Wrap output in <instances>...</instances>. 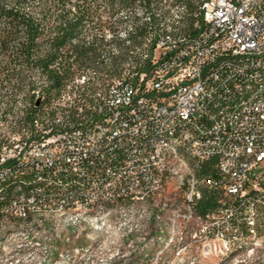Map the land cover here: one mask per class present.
<instances>
[{"label": "built area", "instance_id": "built-area-1", "mask_svg": "<svg viewBox=\"0 0 264 264\" xmlns=\"http://www.w3.org/2000/svg\"><path fill=\"white\" fill-rule=\"evenodd\" d=\"M113 1L130 8L149 4L161 13L170 8L163 19L183 23L182 34L163 31L164 39L148 40L138 64L125 63L120 78H111L110 69L75 66L79 74L53 103L58 111L46 127L39 117L27 119L21 112L1 118L0 112V193L6 184L26 185L23 196L14 191L7 204H0V235L36 228L42 219V211L32 213L36 203H44V210L77 204L97 211L98 197L108 196L110 208L128 210L139 207L138 195L151 190L155 214L144 239L151 242V226L162 224L164 205L184 196L178 206L181 245L190 236L204 253L228 254L236 250L242 225L255 229L258 245L264 238V112H257L256 102L264 101V94H252L244 109L236 108V100L241 88L264 79V0H209L207 5L199 0H69L66 7L70 17L77 5L88 7V34L109 45L118 29ZM184 8H191V16H184ZM145 17L153 29L149 13ZM126 77H134V84H126ZM180 118L193 119V127L170 136L172 122ZM8 125H17L14 138H7ZM225 125H233V135H223ZM196 135H204V142H196ZM182 137H190L209 158L201 170L212 173L207 197L213 194L219 205L202 214V234L187 232V212L203 201L187 193V164L177 169L165 158L148 159L152 147ZM84 147H92V154H84ZM29 161L39 166L58 161V169L24 171ZM5 163H14V170L3 171ZM145 166L155 169L157 184L145 181ZM31 178L58 181L59 189H28ZM142 217L131 223L139 225Z\"/></svg>", "mask_w": 264, "mask_h": 264}, {"label": "trees", "instance_id": "trees-1", "mask_svg": "<svg viewBox=\"0 0 264 264\" xmlns=\"http://www.w3.org/2000/svg\"><path fill=\"white\" fill-rule=\"evenodd\" d=\"M68 1L0 0V112H23L25 118L39 117L43 125L48 126V119L58 111L53 103L79 74L78 69L97 62L95 49L106 44L104 38L97 34H81L88 28L86 18L92 17L90 10L87 6L82 10L77 5V11L70 17L66 7ZM28 7L30 10H26ZM89 35L91 41L87 40ZM114 43L120 45L117 40ZM78 91L85 94L81 88ZM19 99L24 103L23 108H16ZM68 110L74 113L76 109ZM46 184V180L41 181L39 188L58 190L56 186L46 187ZM202 200L196 210L201 217L219 207L213 194ZM109 204L97 202V211L77 204H70L67 209L98 216L102 213L99 209ZM43 210L42 206L36 212L42 211V219L37 220L36 228L41 227L40 222L47 216L58 214ZM91 226L96 231L105 229V226L101 229Z\"/></svg>", "mask_w": 264, "mask_h": 264}, {"label": "rangeland", "instance_id": "rangeland-1", "mask_svg": "<svg viewBox=\"0 0 264 264\" xmlns=\"http://www.w3.org/2000/svg\"><path fill=\"white\" fill-rule=\"evenodd\" d=\"M183 200L184 196H175L167 202L161 212L162 224L151 226V242L144 239L155 214L150 201L138 200L139 207L128 210L110 208V204L100 208L105 222L102 231L93 230L86 220L75 224L66 216H47L41 227L0 235V264H264V241L228 254L219 249L204 253L190 236L181 245L179 224L172 220ZM137 216H145L139 225L130 220ZM187 232L202 234L195 224Z\"/></svg>", "mask_w": 264, "mask_h": 264}, {"label": "bare ground", "instance_id": "bare-ground-1", "mask_svg": "<svg viewBox=\"0 0 264 264\" xmlns=\"http://www.w3.org/2000/svg\"><path fill=\"white\" fill-rule=\"evenodd\" d=\"M54 1V0H53ZM209 0H199V5H207ZM113 9H115L116 17V38L120 45L112 43L98 47L97 62L90 65L93 70H101V72H109L111 78H120L123 75V67L135 66L138 59L142 57V51L146 50L149 41L156 39H164V32L167 35L182 34L183 23H175V21H164L162 15H170V8H162V13L158 10H150L149 4L125 6L120 1H113ZM145 13H149L150 24L153 29H148L147 17ZM184 16H191V8H184ZM87 28L81 34H88ZM91 41V40H88ZM122 43V44H121ZM126 84H134V77H126ZM252 94H264V79L254 85H245L241 88V97H237L236 108L244 109L245 105H251ZM22 107V99L17 101L16 108ZM257 112H264V101L256 102ZM1 118H11V113L1 112ZM193 127V119L180 118L179 121H173L170 128V136H179L185 128ZM3 133V125L0 124V134ZM17 135V125H8L7 138H14ZM223 135H233V125H225L223 127ZM196 142H204V135H196ZM84 154H92V147H84ZM177 165V169H184V163L187 164V193L197 196L198 200H202L207 196V191H213L212 173L208 170H201V165H209V158L203 155V150L195 148L190 137H182L181 140L164 141V147H152V152H148V159H163ZM36 169V174H48L52 169H58V161H46L40 164L39 161H29L24 164V171H32ZM14 163L3 164V171H13ZM145 181L149 184H157V172L152 166H145ZM46 180L47 186L53 185L59 189L58 181H48V179L31 178L28 181V189H40L39 183ZM44 187V186H43ZM23 196L26 193V185L6 184L1 189L0 204H7V196ZM140 201H151V190H144L138 195ZM97 202L110 203L108 196L98 197ZM184 204V200L182 205ZM70 205V204H69ZM199 204L193 205V211L187 212V228L192 224L201 227L202 217L197 215L196 210ZM44 207V203H36L32 206V213ZM153 207L155 205L152 204ZM50 208V209H49ZM45 206L47 212H56L61 216H66L71 222L81 219L88 220L96 229L105 226L102 220V214L98 216H90L86 211L75 213L70 211L68 206ZM174 224H179V210L172 220ZM255 229H249V225H242L240 236L235 240V248L245 246H256ZM3 240V239H2ZM264 241V238H262ZM5 243V242H4Z\"/></svg>", "mask_w": 264, "mask_h": 264}]
</instances>
